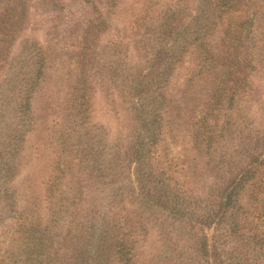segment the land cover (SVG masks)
I'll return each instance as SVG.
<instances>
[{
  "label": "rangeland",
  "instance_id": "obj_1",
  "mask_svg": "<svg viewBox=\"0 0 264 264\" xmlns=\"http://www.w3.org/2000/svg\"><path fill=\"white\" fill-rule=\"evenodd\" d=\"M248 1L235 13L221 2L207 43L196 40L170 74L167 110L145 126L140 96L108 77L101 52L109 46L117 62L126 49L139 71L148 25L173 45L170 28L184 27L196 6L207 12V0H0V264H264V171L238 191L239 206L206 219L217 186L209 158L232 145L231 115L264 116V42L249 37L257 28ZM211 51L224 60L209 76L200 63ZM226 81L243 96L238 112L212 97ZM108 161L114 180L102 185ZM219 170L216 183H227L228 167ZM142 184L172 193L177 215L147 203Z\"/></svg>",
  "mask_w": 264,
  "mask_h": 264
},
{
  "label": "trees",
  "instance_id": "obj_2",
  "mask_svg": "<svg viewBox=\"0 0 264 264\" xmlns=\"http://www.w3.org/2000/svg\"><path fill=\"white\" fill-rule=\"evenodd\" d=\"M201 1L202 3L204 2V0ZM242 1L243 0H207V3H210L208 7L204 4V8L207 12H204L203 7L200 8L196 6L195 8L197 12L195 13V17H193L191 21H189L184 27L177 29L172 27L168 31L172 34V40L173 42H175L173 45H167V41H165L161 35L156 36V31L160 30L161 26L154 25L151 22L146 28L142 39H140V41L137 43V48L139 46L138 52L140 54V57L142 58V62L146 63V65L143 66V68H141L139 71L135 72L134 70H132V67L129 64V51H127L126 49L123 51H119V53L121 52V55L119 56V59H117L118 63L116 62L117 55L114 54V52H109L111 51V48H109V46L106 48V50L104 49L106 52H109L106 53V56H103L104 53L101 52L102 56H100L103 57V60H105L103 69L108 70L106 71L108 77L114 78L113 82L120 84L122 89L133 96L135 99L137 95L140 96L139 101L134 100V107L140 112V114L142 111L146 113L147 117H145V126L151 125L152 123H157L156 118L158 117V115L162 113L164 108L165 111L167 110L162 99L166 98L164 88L167 85L169 76L171 73H174L177 65L181 61H183L186 52L194 43H196V40H198V42H200V44L202 45H205L207 43L206 37H211L210 34L214 30L213 28L216 27L215 25L217 19H219L220 17H215V15L216 11L222 8L221 2L224 8L225 6L226 9L227 6L229 7L230 13H235L241 11L236 10V7L239 8V5L237 6L236 4ZM246 1L247 0H244V3H246ZM248 5H250L249 8H247V5L245 6V8L251 10L252 12L250 23H253V25L256 24L254 26L257 28L255 29V31L253 29V31L250 33L252 35H250L249 37H258L259 41L264 42V0H249ZM136 14L137 15H135L134 17L137 16L138 18V12ZM234 18L235 17H233L232 20ZM242 26L245 25L243 24ZM226 28H230L229 25H227ZM232 34L233 32L231 29H229L228 31L226 29L222 39L223 46L227 47L228 50L233 46L231 43ZM189 35L191 38L189 37ZM208 45V48L212 47L210 43ZM213 48L215 47L213 46ZM226 55L229 56L228 63L231 66L229 72L233 73L234 67L237 66L238 63L235 62V59L231 58L232 53H226ZM100 56L95 57V59L99 60ZM202 56L203 64L200 63V70L207 72V75L209 76L216 75V68L222 63L223 58L219 59V56L214 51H211V53H209L208 55H204L203 52ZM115 63H117V65H115ZM230 88L231 86L226 81L225 87H222L221 85H218L217 88L214 87L212 97L214 100L216 99L215 101L217 102V106L220 108V111L222 110L223 105L228 104L229 106L227 108V111L229 110V112H233L234 110V112H238L239 109L235 107L234 101L237 100V102L241 104L243 96L240 95V97H236V95H239L238 89H233V87L231 89ZM224 89H226L227 91H225ZM231 91H235V94L232 97H228V92ZM243 91L246 94V90ZM254 99L255 98H253V100ZM251 107L254 108L253 105H251ZM249 111L251 112H248V116H242L241 113L238 115H231L232 122H230L229 124L231 126L230 134L234 138V140L231 139L232 145L224 147L228 148L227 151H225V149L220 151L219 153L216 151L209 158V162L211 164L213 163V166L215 167V169L213 170L214 175L217 177V179L220 176L219 168L222 169L224 167H228V171H225V175L228 174L231 178L227 183L225 182V180L216 183V179L214 183L215 185H217L215 186L216 193L212 195L214 200L211 201L209 215L206 218L208 220H214L216 215L218 216L222 213L224 214L228 210L232 211V208L239 206V202L236 201L237 196L239 195L238 191L245 190L248 183H253V185L250 186L252 188H255L257 181L253 182V180L257 179L258 172L263 173L264 171V116L262 115L260 117L259 115L255 114L257 111H254V109ZM152 116L154 118L150 121V118ZM139 120H143L142 115ZM140 135L141 134H139L138 136ZM140 138L141 137L136 139V143H133L132 145L133 150L136 152L141 151L140 148L142 147L143 143H145V140H143V138ZM132 148L127 151L128 153L126 155L131 154ZM134 158H136V166L139 174L141 172L142 163L144 162V157L140 155V153H136ZM105 166V171L101 173L102 175L100 179H98L99 184L102 185H105L106 180L110 182L114 180L107 179L109 178V174L111 172L110 167H113L112 161H108ZM117 166L119 168H124L126 164L125 162L120 161L119 163H117ZM258 166L260 167V169H258ZM119 168H115V171L119 175V177H122L120 175ZM261 173L259 175H261ZM97 178L98 176L96 177V179ZM139 178L141 184V174H139ZM224 186L225 189L222 190L220 187ZM216 187H218L217 189L220 190H217ZM261 187L264 190V186ZM142 188V190H144L145 192L144 196L146 202L149 203L153 208L157 207L158 209L167 211V207L170 206L169 214L177 215V213L179 212L178 207L171 204L175 201H173L174 197L172 196V193L169 192L159 195L154 191V186L148 185L147 187L146 184H142ZM262 194H264V192H262ZM126 201L127 199H125V202ZM184 204L185 202H182L179 206L182 207ZM236 212L237 211L233 212L234 215L236 214ZM156 220H158V218H156ZM234 230H236L237 232H241L240 222L234 225ZM242 236L238 235L236 237L245 239ZM125 248V246L122 247V252H125ZM124 264L128 263L126 262Z\"/></svg>",
  "mask_w": 264,
  "mask_h": 264
}]
</instances>
